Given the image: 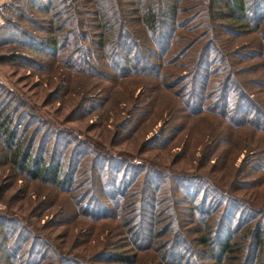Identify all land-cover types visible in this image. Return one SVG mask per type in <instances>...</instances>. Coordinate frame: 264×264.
I'll return each mask as SVG.
<instances>
[{
	"label": "trees",
	"instance_id": "1",
	"mask_svg": "<svg viewBox=\"0 0 264 264\" xmlns=\"http://www.w3.org/2000/svg\"><path fill=\"white\" fill-rule=\"evenodd\" d=\"M39 10L41 34L22 44L28 51L83 79L80 98L99 81L133 84L136 110L160 127L134 152L104 153L105 170L94 158L98 194H81L71 189L75 168L45 137L50 127L26 135L23 100L0 92V192L20 178L31 193L49 187L58 205L29 226L0 211V264H264V0H46ZM22 54L6 58L25 63ZM194 126L197 172L176 168L172 154L142 156L187 142ZM239 154L257 175L239 178ZM87 222L90 246L68 249L73 227ZM51 224L68 233L37 231Z\"/></svg>",
	"mask_w": 264,
	"mask_h": 264
},
{
	"label": "rangeland",
	"instance_id": "2",
	"mask_svg": "<svg viewBox=\"0 0 264 264\" xmlns=\"http://www.w3.org/2000/svg\"><path fill=\"white\" fill-rule=\"evenodd\" d=\"M45 5L46 0H9L0 6V92L11 91L18 98L21 97L22 104L26 101L28 106L21 104L20 107L22 110L20 119H23V124L27 123L26 135L34 131L36 140L46 134V130L50 127L45 137L51 142L54 139L55 153L53 150L52 152L55 157H60L64 167L75 168L72 191L97 195V178L94 175L97 174L98 169L95 166H101L105 170L107 162L110 163V160H104L107 156L104 153L116 155L120 152H134L137 148H141L142 142L146 140H149L147 144H151L152 140L149 137L158 132L160 121H147V115L145 116L142 110H136L139 109L136 107L139 98L135 101L131 98L137 94L138 89L133 88V84L125 89H122L119 83L107 88V83L99 81L89 89L85 88L84 97L80 98L79 90L85 84L83 79L76 77L75 80L71 71L58 68L56 61L52 62L53 57L31 53L23 46L28 42L27 40H30V36L32 38L41 34L33 24L36 19L40 21L42 18L39 9ZM65 52L68 51L57 52L54 58H60ZM10 53H23L22 56H28L27 61L20 63L18 59L7 60L6 56ZM31 59L39 60L43 68L28 61ZM74 90H77V93ZM129 91H132L131 98L128 97ZM151 106L153 105L150 104L148 107ZM156 118L154 109L152 119ZM131 119L132 122L127 123ZM198 128L190 129L187 142L181 140H178V144L172 142L168 152L155 146L154 149L143 151L142 156L158 154L159 157H166L169 160L172 154L178 157L176 168L182 167L183 173L193 174L197 171L189 166L197 155L194 151L200 141H203L199 136L200 132L196 130ZM94 158L99 160L95 166L92 163ZM244 159L246 156L239 154L234 163L238 164ZM247 161H250L249 158L245 160L244 164L247 167L244 173L238 174L239 178H251L259 173L255 169H249L252 163ZM5 174H7L5 167H0L2 179ZM12 178L5 180L8 185L0 192V211L23 218L24 225L27 226L30 222L39 224L43 219L54 217L58 205L49 187L38 185L37 189L31 188L36 190L31 193L25 186L27 180ZM68 205L67 203L66 208ZM88 224L92 223L87 222L86 226L73 227V234H69L65 243L68 249L75 250L90 246L95 237V229L90 232ZM64 227L51 224L38 228L37 231L46 233L48 231L54 236L57 233H64L66 231ZM17 229L16 227L15 230ZM67 233L65 232V235ZM20 235L26 243L28 237L26 231L22 230ZM22 245L24 247L25 244Z\"/></svg>",
	"mask_w": 264,
	"mask_h": 264
},
{
	"label": "crops",
	"instance_id": "3",
	"mask_svg": "<svg viewBox=\"0 0 264 264\" xmlns=\"http://www.w3.org/2000/svg\"><path fill=\"white\" fill-rule=\"evenodd\" d=\"M9 0H0V6H2L3 4H5L6 2H8Z\"/></svg>",
	"mask_w": 264,
	"mask_h": 264
}]
</instances>
